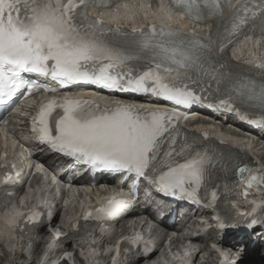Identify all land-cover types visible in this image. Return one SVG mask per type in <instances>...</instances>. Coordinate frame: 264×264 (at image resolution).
Returning a JSON list of instances; mask_svg holds the SVG:
<instances>
[{"label": "snow or ice", "instance_id": "snow-or-ice-1", "mask_svg": "<svg viewBox=\"0 0 264 264\" xmlns=\"http://www.w3.org/2000/svg\"><path fill=\"white\" fill-rule=\"evenodd\" d=\"M93 4L107 6L102 0H0V99H10L22 88L29 91L38 88L24 80L22 73L50 76L61 85L86 82L110 89L151 91L177 105H189L202 99L180 79V70L197 68L220 82L215 69L208 71L198 54L176 42L182 37L156 28L151 32L169 37L167 43L149 39L141 47L159 49V62L154 69L133 75L126 61L134 57L114 50L97 38V31L102 32L103 21L89 18L88 8ZM175 5L186 12L189 19L200 22L206 18H223L224 9L232 8L230 0H175ZM239 10L245 15L240 18L237 29L249 19L253 22L259 19L261 33H264V0L241 3L237 5ZM256 98L264 106V88ZM57 106L63 108V114L56 120V135H53L49 118ZM182 118L186 119V116L175 110L142 112L125 104L100 109L92 100L64 99L41 105L34 118L33 130L38 131L41 142L50 144L53 150L74 156L93 167L153 179L150 172H156L158 166H167V172L159 176L160 183L165 188L179 187L191 197L195 196L196 190L187 192L183 184L191 181L197 188L201 185L205 160L197 156L173 166L170 159L173 153L183 156L190 147L186 143L178 151L174 147L179 135L177 122ZM165 140L169 150L161 159ZM248 171L247 167L240 168L241 178ZM258 182H264V174L250 177L245 187L246 196L247 189ZM211 195L215 200L217 193L213 191ZM118 203L124 205L126 202Z\"/></svg>", "mask_w": 264, "mask_h": 264}, {"label": "bare ground", "instance_id": "bare-ground-1", "mask_svg": "<svg viewBox=\"0 0 264 264\" xmlns=\"http://www.w3.org/2000/svg\"><path fill=\"white\" fill-rule=\"evenodd\" d=\"M123 7L125 9V12L122 15L123 16H127V12H128L127 9L130 8V5H124ZM131 8H133V7H131ZM142 10H143V13L145 15H153L155 17L164 15V16H166L167 18H169L174 23H181L180 17H178L176 15H172L165 8H161L160 11H152V10L148 9L145 5H142ZM254 45H255L254 42H246L241 47H239L238 49H236V51H237V53L239 55H245V54L246 55H250V54H253V53L256 52V50H253L254 49ZM256 45L259 47V45H260L259 41L256 43ZM235 66L239 69V66L238 65H235ZM143 102L144 103H152V102H148V99H144ZM203 124L204 123H203L202 120L198 121L196 123L197 128H199V129L202 128L203 127ZM217 126L219 127V125H217ZM222 128L226 132L231 131L233 133H239V131L237 129H235V128H238L235 125H233L232 127H230L229 124L228 125H223ZM231 132H229V133H231ZM7 144L10 145L11 144V141L10 142L7 141ZM262 159H264V157ZM43 188L44 189H49L48 188V185H43ZM31 197H32V195L30 194V195H27L26 198H31ZM13 211H14V208L12 207L11 210L6 209L3 213H0V228L1 229H4V224H6L10 220L9 218L11 217ZM137 215H140V214H137ZM190 251H191V249H189V252ZM249 252L252 253L253 251L252 252L249 251ZM153 257H155V256H153ZM245 258H247V257H245ZM126 264H135V263L132 262V261H129Z\"/></svg>", "mask_w": 264, "mask_h": 264}, {"label": "rangeland", "instance_id": "rangeland-1", "mask_svg": "<svg viewBox=\"0 0 264 264\" xmlns=\"http://www.w3.org/2000/svg\"><path fill=\"white\" fill-rule=\"evenodd\" d=\"M260 153H261L262 155H264V149H263V150H260ZM153 227H154V226L150 225L151 230H152ZM148 230H149V228H148ZM211 237H214V236H213V235H210L209 238H211ZM202 245L205 246L204 243H203ZM3 253H4V252L0 249V264H6L5 261L1 260V259H2L1 257L4 256ZM213 261H214V257L211 256V257H210V264L213 263Z\"/></svg>", "mask_w": 264, "mask_h": 264}]
</instances>
